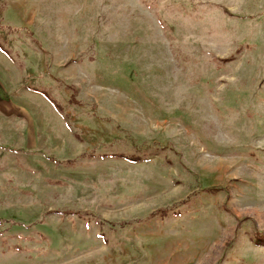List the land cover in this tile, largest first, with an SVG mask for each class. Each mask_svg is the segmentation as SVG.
Here are the masks:
<instances>
[{"label":"rangeland","instance_id":"obj_1","mask_svg":"<svg viewBox=\"0 0 264 264\" xmlns=\"http://www.w3.org/2000/svg\"><path fill=\"white\" fill-rule=\"evenodd\" d=\"M0 22V264H264V0Z\"/></svg>","mask_w":264,"mask_h":264},{"label":"trees","instance_id":"obj_2","mask_svg":"<svg viewBox=\"0 0 264 264\" xmlns=\"http://www.w3.org/2000/svg\"><path fill=\"white\" fill-rule=\"evenodd\" d=\"M0 27H6V24L0 22ZM12 29H16L15 27H12ZM147 148H149V145L146 144V145H143V146H138L137 147V151L135 153H129L127 154V152H117L116 155H123V156H126V157H129L130 159L132 160H139L140 157H143L144 155H146V152H147ZM67 162H72V160H67Z\"/></svg>","mask_w":264,"mask_h":264}]
</instances>
